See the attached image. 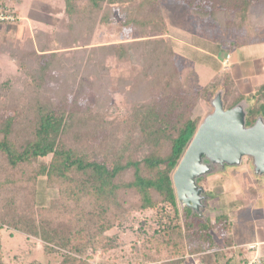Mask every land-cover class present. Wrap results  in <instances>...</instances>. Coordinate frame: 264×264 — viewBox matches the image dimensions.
I'll return each mask as SVG.
<instances>
[{"label":"trees","instance_id":"1","mask_svg":"<svg viewBox=\"0 0 264 264\" xmlns=\"http://www.w3.org/2000/svg\"><path fill=\"white\" fill-rule=\"evenodd\" d=\"M61 1L68 21L57 30L65 29L64 37L51 32L43 44L34 31L22 48L0 44V58L9 61L0 67V230L38 239L47 254L61 256L57 264H88L93 254L121 246L110 232L123 231L134 213L161 211L143 241L152 249L148 263L182 264L196 256L202 264H237L220 245L227 244L230 226L225 198L217 197L213 222L201 221L205 200L200 213L183 206L172 177L202 123L192 114L196 104L212 107L220 94L224 110L242 107L245 128L257 120L264 125V85L244 104L228 77L193 83L194 63L164 36L108 45L106 56L128 69L134 88L129 109L119 113L97 89L104 85L97 70L103 65L90 64L81 51L67 57L68 49L88 44L73 36V24L78 16L90 26L105 22L115 6L125 14L124 25L145 34L159 28L153 13L163 0ZM176 1L215 26L224 45L241 44L264 27V0ZM54 82L57 88L50 87ZM19 105L23 114L14 109ZM222 184L217 177L208 187Z\"/></svg>","mask_w":264,"mask_h":264},{"label":"rangeland","instance_id":"2","mask_svg":"<svg viewBox=\"0 0 264 264\" xmlns=\"http://www.w3.org/2000/svg\"><path fill=\"white\" fill-rule=\"evenodd\" d=\"M1 1V0H0ZM10 5L3 1L6 6H9L20 18L18 23L15 25H0V44L4 42H10L13 45H19L22 48L27 40L31 39L34 35V31H39L40 38L37 42L45 43L48 41L50 33L61 34L63 37L66 35L65 29L58 31L59 27L67 24L68 18L64 15V6L61 0H9ZM160 6L158 13L153 15L156 16V21L159 23V28L148 31L142 34L131 27V25H124L125 14L121 13L118 7H112L108 19L105 22L97 23L94 26H90L88 21L83 24L82 17L78 16L73 24V36L77 35V38L81 41L88 40V44L82 43L81 47L68 49L66 52L67 57H71V51L83 52L84 58L90 60L92 65H103L104 69L98 68L99 74L102 75L104 81L103 88L97 89L106 94L109 97L110 104L116 106L119 113H124L129 109V102L134 98V88L131 89L129 84V74L126 67H121L114 58L107 57L105 50L102 47L108 45H117L119 43H126L132 41H138L142 39H151L153 37H163L171 42L174 50L181 55L187 54L184 48L187 45H191L193 39L192 35L205 36L210 40H223V36L219 33L218 29L212 27V24L208 21H201L191 15V12L185 4H181L176 0H163L159 2ZM31 7V9H30ZM33 9V11H29ZM22 15H26L23 18ZM257 14L259 15L258 11ZM63 25V26H62ZM93 29H92V28ZM260 32L255 34L252 40V44L258 48L254 54H259L260 49L264 50V28L259 29ZM232 33V34H231ZM230 35L233 37L234 34L231 32ZM80 36V37H79ZM17 42V44H16ZM79 45V44H78ZM98 50V51H97ZM102 50V51H101ZM230 61L234 62L238 58V50L234 49L229 51ZM82 54V53H81ZM82 58V57H81ZM9 61L3 57L0 58V67L6 68ZM197 68V67H196ZM12 71V69H9ZM193 83L202 85L203 81L207 82L209 78V72L205 69L198 68V71L194 73ZM198 79L201 82H197ZM62 78L57 79V82H61ZM57 83L50 84V87L57 88ZM88 92L91 90L85 86L84 88ZM101 97V95H99ZM86 100L91 104H95L92 98L85 95ZM82 100H85L82 98ZM81 100V101H82ZM252 99L249 96L244 98V104L251 102ZM83 103V102H82ZM100 103V101H99ZM18 114L24 113L26 107L15 106ZM13 110V109H12ZM212 112V107L209 102L201 100L199 101L192 111L193 117L198 118L200 122ZM47 162V159L42 161ZM240 168H236L235 172L229 170L230 166H219L216 164H209L212 167V171L205 176L199 177L195 180V183L199 187H205L206 191L203 196H211L205 199V208L200 214V220L203 221L206 218L213 219L219 215L218 204L216 195L219 193L218 189H211L208 187L210 180L216 179L220 174H227L224 179H230L232 183L236 184L239 188L243 185H251V181L247 177L241 178V175L245 174L256 182L264 180V176L257 173H248L245 171L248 166L252 167V160L249 157H243L241 160ZM228 176V177H227ZM233 177V178H232ZM241 178V180H240ZM237 181H240L239 183ZM244 187V186H243ZM204 189V188H203ZM241 190H244L242 188ZM240 194V191L236 190ZM53 195H55L53 193ZM207 198V197H206ZM182 209V205H180ZM179 208V209H180ZM220 210V209H219ZM237 210V209H236ZM236 210H231L229 216L234 215ZM214 214V212H217ZM181 212V211H180ZM213 212V213H212ZM239 212V211H238ZM237 214V213H236ZM163 215L161 211H145L136 212L132 215L131 222L123 231H111L110 233H116L120 236L119 244L121 246L117 249L108 252L105 256H100L99 253L93 254V260L88 264H153L148 263L146 257L150 256V246L147 243L144 244V239L147 236H151L152 231L156 227V221ZM228 216V219H229ZM201 221L194 220V223ZM230 221V219H229ZM213 222V220H211ZM0 241H1V258L5 264H57L61 260V256L57 253L47 254L44 250L42 243L38 239L27 237L20 233H12L8 229L0 230ZM92 254V253H88ZM193 257V256H187ZM186 256L183 258L182 264H190ZM195 257V256H194Z\"/></svg>","mask_w":264,"mask_h":264},{"label":"crops","instance_id":"3","mask_svg":"<svg viewBox=\"0 0 264 264\" xmlns=\"http://www.w3.org/2000/svg\"><path fill=\"white\" fill-rule=\"evenodd\" d=\"M3 1L10 5L9 0H1L0 3H3ZM30 9L29 11H33V9ZM18 13L21 17L26 18V15ZM192 37V44L184 48L187 53L184 56L194 63V73L198 71V68L209 72L208 81H203L202 85H198L205 86L215 78L228 77L232 81L237 94L244 97L250 96L264 85V50L260 49L259 54H254L258 50L252 44L254 36L246 39L241 44H234L233 46L224 45L222 41L217 40L207 41L203 36L192 35ZM234 49L238 50L239 56L236 61L231 62L229 51ZM227 56L228 66L223 69L222 62ZM197 82L201 81L198 79ZM240 165L229 167V170L235 172V169L240 168ZM245 171L254 173L253 164L251 168L248 166ZM225 176L222 174L218 176L222 178L223 184L220 187H215L219 190L216 198L220 196L225 198L224 203L230 206L228 207L229 214L232 209H237V214L234 213V215L229 216V231L224 233L227 237V244L223 245V242H221V249L228 257H233L239 264L240 261L250 259L254 255V252L247 250L246 246L257 244V253L264 260V180L256 182L253 178L251 180L248 174H243L241 178L247 177L251 181V185H243L244 187L242 186V188L244 190H241L242 188L232 183L231 176L228 179H224ZM237 182L239 183L240 181ZM202 188L206 191V186H202ZM237 189L240 194H237ZM218 211L220 213L219 206ZM218 211L214 212V214L218 213ZM187 258L191 260L190 264L194 261L200 262L196 256Z\"/></svg>","mask_w":264,"mask_h":264},{"label":"water","instance_id":"4","mask_svg":"<svg viewBox=\"0 0 264 264\" xmlns=\"http://www.w3.org/2000/svg\"><path fill=\"white\" fill-rule=\"evenodd\" d=\"M207 115L189 142L173 173V185L179 203L200 213L205 200L204 189L195 180L212 171L209 164L238 166L243 157L252 160L254 172L264 176V125L257 120L244 127V112L239 105L224 110L221 95L212 101ZM208 163H204L203 160Z\"/></svg>","mask_w":264,"mask_h":264},{"label":"built area","instance_id":"5","mask_svg":"<svg viewBox=\"0 0 264 264\" xmlns=\"http://www.w3.org/2000/svg\"><path fill=\"white\" fill-rule=\"evenodd\" d=\"M17 13H15L9 6H6L4 3H0V25H15L19 21ZM223 69H226L228 66V56L222 62ZM247 250L254 252V255L245 261L240 262L239 264H264V260L257 253V244H249L246 246ZM191 264H202L201 262L194 261Z\"/></svg>","mask_w":264,"mask_h":264}]
</instances>
